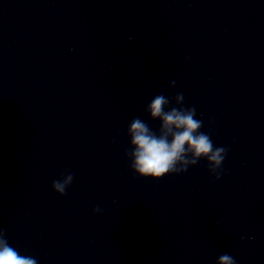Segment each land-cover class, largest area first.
Instances as JSON below:
<instances>
[{"label": "clouds", "instance_id": "clouds-1", "mask_svg": "<svg viewBox=\"0 0 264 264\" xmlns=\"http://www.w3.org/2000/svg\"><path fill=\"white\" fill-rule=\"evenodd\" d=\"M174 100L176 105H182L183 93H177ZM170 103L169 98L160 94L145 109L153 121H160L158 134L139 117L130 121L127 134L131 150L125 155L131 160V170L138 177L159 180L168 174L184 173L203 159L207 161L209 173L219 180L228 149L215 146L210 135L200 131L203 121L196 119L195 107H170ZM64 172L66 174L61 179H54L51 183L52 190L60 196L67 194L66 190L74 180V174L67 169ZM100 211L98 206L93 209L95 213ZM0 264L38 262L32 256L21 255L9 243L6 233L0 230ZM217 264H236V261L225 253L219 256Z\"/></svg>", "mask_w": 264, "mask_h": 264}]
</instances>
